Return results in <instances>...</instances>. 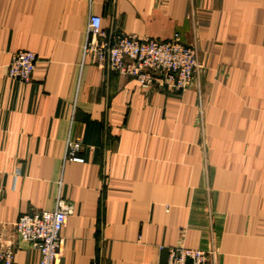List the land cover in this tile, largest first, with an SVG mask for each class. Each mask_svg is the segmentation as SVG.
Listing matches in <instances>:
<instances>
[{"label":"crops","instance_id":"1","mask_svg":"<svg viewBox=\"0 0 264 264\" xmlns=\"http://www.w3.org/2000/svg\"><path fill=\"white\" fill-rule=\"evenodd\" d=\"M90 14L118 33L194 46L182 91L143 87L83 57ZM38 61L29 82L10 56ZM68 138L82 162L66 160ZM71 212L57 264H163L173 246L215 264H264V0H0V247L26 212Z\"/></svg>","mask_w":264,"mask_h":264},{"label":"built area","instance_id":"2","mask_svg":"<svg viewBox=\"0 0 264 264\" xmlns=\"http://www.w3.org/2000/svg\"><path fill=\"white\" fill-rule=\"evenodd\" d=\"M101 18L90 14L86 25L83 57L92 52L97 60L107 59L113 72L134 78L140 86L168 87L174 91L188 88L200 71L194 46L183 43L178 33L171 38H139L135 34L118 32L106 40L100 28ZM38 58L29 50H17L10 56L7 76L20 82L33 78ZM80 138L66 140V160L82 162ZM71 203L61 198L52 210H36L21 214L14 222L15 233L31 243L40 252L39 264H57L60 251V233ZM0 264H14L10 245L0 247ZM163 264H215V251L202 248L173 246Z\"/></svg>","mask_w":264,"mask_h":264},{"label":"rangeland","instance_id":"3","mask_svg":"<svg viewBox=\"0 0 264 264\" xmlns=\"http://www.w3.org/2000/svg\"><path fill=\"white\" fill-rule=\"evenodd\" d=\"M15 231V230H14ZM23 240V239H22ZM28 242V241H27ZM31 244V243H30ZM12 247V246H11ZM13 249V248H12ZM211 250L215 251L213 248H211Z\"/></svg>","mask_w":264,"mask_h":264}]
</instances>
